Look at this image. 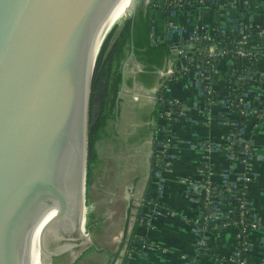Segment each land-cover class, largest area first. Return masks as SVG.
<instances>
[{
    "label": "water",
    "instance_id": "1",
    "mask_svg": "<svg viewBox=\"0 0 264 264\" xmlns=\"http://www.w3.org/2000/svg\"><path fill=\"white\" fill-rule=\"evenodd\" d=\"M139 2L0 0V264H73L93 244L89 100Z\"/></svg>",
    "mask_w": 264,
    "mask_h": 264
},
{
    "label": "crops",
    "instance_id": "2",
    "mask_svg": "<svg viewBox=\"0 0 264 264\" xmlns=\"http://www.w3.org/2000/svg\"><path fill=\"white\" fill-rule=\"evenodd\" d=\"M234 5L236 16L243 22L264 24V0H234ZM249 12L253 14L252 20L246 18ZM240 13L243 17L239 15ZM217 16L216 11H210L200 22L208 23L212 28ZM192 18V14L189 16L181 14L177 20L192 23ZM154 19L155 25L163 30L165 26L163 14L158 13ZM252 43L260 45L264 43V37L261 40L253 38ZM129 58L132 63H136V66L142 67V64L132 56ZM169 59L166 63L168 65ZM217 67L219 76L211 82L212 90L217 98L207 103L205 107L199 101L195 88L190 83L193 77L191 73L169 81V91L181 101V106L178 109V116L171 124L174 135L171 160L169 167L163 173L164 181L159 184L160 186L151 179L150 157L154 147L153 139L157 134L155 127L163 120L159 114H155L157 106L152 97L140 95L136 99L133 98L132 103L137 114L134 126L135 130L139 131L138 133L135 131V135L133 132L126 133L124 139L120 135L119 137L125 143L133 144L136 152L139 147H147L146 160L145 163H137L138 165L135 164L132 167L133 173L130 176L132 182L129 186L134 191L131 197L127 198L128 200L125 198L120 200L110 194L109 188H114L116 181L103 179L104 174L101 179H93L90 183L92 201L89 198L87 204L88 206L91 204L88 213L90 215L89 231L92 236H98L93 229L96 223L103 224L105 225L104 237L108 238L110 234L118 236L117 242H119L125 230L130 200L134 202L136 198L146 193L161 207L150 220L137 225L132 243L127 245L125 241L120 248L117 245L107 251L97 246L94 240L96 244L93 243L81 252L76 260L77 264H189L186 262L188 257L193 258L192 264H234L232 260L235 244L234 227L229 222L218 228L206 230L205 249L201 251V254L196 253L197 235L192 223L198 217L194 202L195 193L187 181V179L197 180L202 176L201 167L204 162L213 166L211 175L213 179H218V169L232 165V161L226 158L221 149L209 146L213 143H221L229 134L230 121L240 117L237 111H227L223 107V98L231 89L229 78L235 72L233 63L228 59H221ZM161 69L140 71L142 69L137 68V71H123L126 73V77L123 73V90H131L133 93L144 91L151 94L164 72ZM249 83L251 86L248 101L258 107V113L247 118L242 130V136L250 142L252 149L249 166L254 173V179L248 185V192L255 217L259 221H264V55L257 59L253 78ZM117 111H119L118 108ZM114 131L116 132V129ZM131 159L134 161L133 158ZM142 165L146 166L144 171L142 167L140 168ZM122 181L117 180L118 183ZM123 203L125 215L122 216L120 209H123ZM136 212L135 207L133 214L135 215ZM247 238L250 243L249 258L258 263L264 256V230L260 227L252 228Z\"/></svg>",
    "mask_w": 264,
    "mask_h": 264
},
{
    "label": "built area",
    "instance_id": "3",
    "mask_svg": "<svg viewBox=\"0 0 264 264\" xmlns=\"http://www.w3.org/2000/svg\"><path fill=\"white\" fill-rule=\"evenodd\" d=\"M207 2L214 5V7L209 9L190 8L179 10L180 7H184L185 5L192 6L195 3L203 5ZM145 4L154 7L153 26L150 29L149 40L151 42L166 40L168 46L169 43H174V51L169 47L171 53V59L168 58L169 65L166 64L161 69L164 72H162L161 78L152 90L153 95L147 94V96L154 99L158 106L159 116L163 120V122L157 124V134L154 140L151 162V179L159 185L164 181L163 173L170 164L171 148L174 142L171 124L178 116V109L181 106V101L175 95L172 94L174 97H171L165 93L163 88L169 85L171 79L187 76L191 73L193 77L190 83L194 86L199 101L205 107L207 103L212 101L210 97H204V93L209 94L213 91L211 87V71H218L217 63L221 59L232 61L235 71L233 75L235 76L234 83H239L246 78L252 80L254 72L249 71L248 67L238 69L236 61L241 57H250L255 52L254 49L244 48L241 44L249 43L253 48L257 47L258 44H253L252 39L260 38L264 30H259L257 35L247 34L245 32L246 27L258 25L253 24L252 21L243 22V20H240L236 16L234 12V0H157V2L155 0H145ZM210 11H216L218 15L212 28H210L208 23L200 22L196 19V17L200 19L205 18ZM158 13L163 14L165 17L163 30L154 23V18ZM181 14L187 16L192 14V23L177 20ZM239 15L243 17L242 13ZM246 18L252 20L253 14L251 12L247 13ZM234 30L238 31L240 37L234 40L233 46L218 47L211 42L215 32L224 34L226 31ZM166 79H168V83L167 81L165 82ZM250 86L249 84L247 87L241 89L240 84L235 85L232 90L240 88L242 92L241 96L237 100L233 99L228 102L223 99L225 110H235L239 113V116L257 114L258 107L250 104L248 101ZM237 124L238 119L230 121V131L231 127ZM243 127L236 132L237 137L235 138V141H238L242 146L238 152L240 156L234 154L232 148L234 139L230 140V131L221 143L209 145L210 147L221 149L225 153L226 158L232 161V165L234 166L230 165L229 167L218 169V179H213L211 176L212 170H214L213 166L208 162H204L201 167L202 176L197 180L187 179V181L195 193L194 202L198 218L202 217L203 220H208L224 217L226 206L222 202L218 203L217 198L220 196L222 189L232 191L236 188L239 189L238 208L240 221H243L244 215H250L252 217L249 222L250 229L260 227L264 230V221H259L255 217L254 210H250L248 207V205L252 206L248 185L254 179V173L249 166L252 151L251 144L242 136ZM222 144L225 145V148L221 147ZM139 201L140 204L142 203L141 216L146 218L147 221L159 212L161 205L153 202V199L150 197L142 196ZM197 220L192 223L197 235L195 249L196 251H203L205 249L204 237L206 230L200 228V231H198V227L196 226ZM241 236L240 231L234 227V241L237 243V246L234 244L232 253L234 264H245V258H241L240 254L241 252L249 253L250 250L248 238L241 240ZM186 262L188 263V258ZM192 263L190 262V264Z\"/></svg>",
    "mask_w": 264,
    "mask_h": 264
},
{
    "label": "trees",
    "instance_id": "4",
    "mask_svg": "<svg viewBox=\"0 0 264 264\" xmlns=\"http://www.w3.org/2000/svg\"><path fill=\"white\" fill-rule=\"evenodd\" d=\"M157 2V0H155ZM214 5L209 2L201 5L195 3L192 6L185 5L180 7L179 10H185L190 8H200V9H209L213 8ZM154 7L152 5H146L145 0H140L137 5V9L133 16L129 17L124 25L122 26L120 32L118 33L116 39L114 40L112 46L110 47L104 65L101 69L100 75L98 77L96 86L91 94L89 100V126L87 134V165H86V187L90 184L92 179V165L96 161V150L95 142L105 130L106 125L110 120L116 118V110L120 101V97H117L118 91L120 89L121 83L124 81L123 77V64L127 57H133L137 62L142 64L140 71H157L164 67L167 63V59L171 56L168 42L166 40H160L159 42H151L149 40L150 29L153 26V12ZM161 10V9H160ZM166 12V11H165ZM259 30H264V24L258 26H248L245 28V32L250 35H257ZM240 37L238 31H226L224 34L215 32L213 34V42L218 47H230L233 46L234 40ZM264 37L261 35L260 40ZM204 45V44H202ZM244 48L254 49L255 52L248 57L238 58L236 61L237 68L241 69L248 67V70L251 72L255 71V64L257 59L264 55V43L258 45L257 47H252L249 43L241 44ZM132 52V53H131ZM219 76L218 71H211V81H214ZM144 77V76H143ZM148 77V76H147ZM235 76H231L229 80L231 81V89L229 94L226 95L223 99L232 101L233 99H238L241 96V89L249 85L250 80L248 78L243 79L241 82L234 83ZM102 81L103 90L100 96L99 109L98 113L94 119L92 118V103L96 95V89ZM168 79L165 80V82ZM238 84L241 85V89L232 88ZM234 85V86H233ZM163 91L169 94L171 97H174L170 94L168 85L163 88ZM204 97H210L211 100H215L216 94L212 91L211 93H204ZM157 106V105H156ZM159 114L158 106L155 109V114ZM251 115H240L238 119V124L231 127L230 140L234 139L232 143V148L234 154L238 155L239 150L241 149V144L238 141H235L237 137L236 132L244 126L247 121V118ZM157 127H155V130ZM155 140V138H154ZM154 145V143H153ZM221 147L225 148V145L222 144ZM147 196L145 193L143 195ZM238 197L239 189H233L232 191H226L222 189L220 196L217 198L218 203L222 202L225 204L226 208L224 211V217L218 219H208L203 220L202 217L198 218L196 226L198 231L200 228L205 230L218 228L224 223H231L233 227L237 228L241 233V240L247 238L248 232L250 231L249 222L252 219L250 215H244L243 221H240L239 208H238ZM249 209L252 210L253 207L248 205ZM142 206H137V212L135 214L134 221L132 223L131 229L129 231L128 237L123 235L120 245L126 241L127 245L132 243V240L135 238V229L138 224L145 223L146 218L141 216ZM89 227V223H88ZM245 235V236H244ZM123 241V242H122ZM237 246V243L235 242ZM239 245V244H238ZM120 248V246H119ZM197 254H201V250L196 251ZM240 257L245 258V264H264V256L262 260L258 263L253 262L249 258V253L241 252ZM77 260V259H76ZM76 260L73 264H77ZM193 261L192 257H188V263Z\"/></svg>",
    "mask_w": 264,
    "mask_h": 264
},
{
    "label": "rangeland",
    "instance_id": "5",
    "mask_svg": "<svg viewBox=\"0 0 264 264\" xmlns=\"http://www.w3.org/2000/svg\"><path fill=\"white\" fill-rule=\"evenodd\" d=\"M196 19L198 21L201 20L199 17H196ZM137 68H141V66L140 67L136 66V63L135 62L132 63L131 59L127 57V59L124 61L123 71H137ZM123 73H124V77H126L125 75L126 73L125 72ZM102 90H103V84L101 81L99 86L96 89V95L92 103V107H91L92 118L91 119H94L98 113L99 102H100L99 99L102 94ZM147 94L148 93L147 92L145 93L144 91H142L141 93H137V92L133 93V91L127 90V89L120 91L119 92L120 100L121 99L122 100L118 104V109H119V111H117L118 116L116 117V119L110 120L108 122L105 130L101 133V135L95 142L96 161L92 165L91 182L93 181V179L94 180L101 179L103 174H104L103 179L106 178L108 180H111L112 182L116 181V186L114 184L115 186L114 188L113 187L109 188V192L110 194L114 195L116 198L118 197L117 199H120V200L131 197L132 195L131 193H133L134 191L129 186L131 185V182H132L131 177H130L133 173L132 167L135 164L138 165L137 163L139 164L145 163V160H146V154L148 152L147 147L145 146L139 147L138 152H136V149L133 146V144L131 145L129 143H125V141H122L121 138L124 139V137L126 136V133L128 134L129 132H133L134 133L133 135H135L136 132L138 133L139 130L136 131L135 126H134V122H136L135 119H136L137 114H136V111L134 110V106L132 102L134 101L133 98L136 99L140 97V95L146 96ZM115 129H116V132L114 131ZM119 135L121 138L119 137ZM153 143H154V139H153ZM151 154L153 155V150ZM131 158H133L134 161ZM150 158L152 160V157ZM145 167L146 166L144 165L140 166V168L143 171ZM128 177L130 178L128 179ZM119 179L123 181L121 183H118L117 180ZM124 191L126 192L124 193ZM89 192H90V196H88ZM91 193H92V188L89 184L87 187L85 186V205L82 209H83V212H85L86 210L85 212L86 221L84 220L82 233H86L87 234L86 237L89 238V240L93 241L94 244H96L97 242L96 244L97 246H100L102 247V249L107 250V251H109L113 247H116L117 245L123 246L124 243L120 245L123 236L119 242H117L118 236L117 237L112 236L110 233H109L110 235H108V238L104 237L105 225L103 224L100 225L96 223L93 230L95 234H98V236L91 235L89 231V227H88L89 216H90L88 213L91 209V204H89V206L87 205L89 198H90L89 200L92 201ZM97 195L98 193L96 194V196ZM141 196L142 195L136 198L134 202L130 200L131 202L130 210H129V213L126 215L127 218H126V223H125V230L123 233V235H125L126 237H128L129 231L134 221L135 215L133 214V212L135 210V207L137 208L138 205L142 206L141 205L142 203L140 204V201H139ZM119 203L120 202L118 201V204ZM92 209L94 210L93 206H92ZM103 210L105 211L104 207H103ZM120 211H121L122 216L125 215L124 203H123V209L122 210L120 209ZM94 240L96 242H94Z\"/></svg>",
    "mask_w": 264,
    "mask_h": 264
},
{
    "label": "bare ground",
    "instance_id": "6",
    "mask_svg": "<svg viewBox=\"0 0 264 264\" xmlns=\"http://www.w3.org/2000/svg\"><path fill=\"white\" fill-rule=\"evenodd\" d=\"M82 208H83V206H82ZM85 212H86V210H85ZM85 212H84V213H85ZM85 221H86V220H85Z\"/></svg>",
    "mask_w": 264,
    "mask_h": 264
},
{
    "label": "flooded vegetation",
    "instance_id": "7",
    "mask_svg": "<svg viewBox=\"0 0 264 264\" xmlns=\"http://www.w3.org/2000/svg\"><path fill=\"white\" fill-rule=\"evenodd\" d=\"M127 191V190H126Z\"/></svg>",
    "mask_w": 264,
    "mask_h": 264
}]
</instances>
